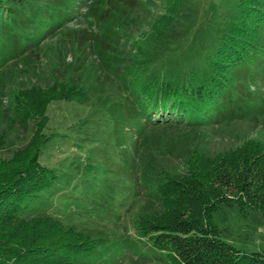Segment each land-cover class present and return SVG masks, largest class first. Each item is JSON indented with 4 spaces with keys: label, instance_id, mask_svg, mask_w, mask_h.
Wrapping results in <instances>:
<instances>
[{
    "label": "rangeland",
    "instance_id": "1",
    "mask_svg": "<svg viewBox=\"0 0 264 264\" xmlns=\"http://www.w3.org/2000/svg\"><path fill=\"white\" fill-rule=\"evenodd\" d=\"M239 1L29 0L10 16L0 14L3 159L34 131L32 122L19 126L14 94L57 83L87 93L84 103L48 106L44 133L52 137L39 160L56 180L23 212L91 235L96 248L77 264H170L137 235L139 217L160 211L156 179L184 175L193 150L215 155L249 140L264 143V25L257 50L231 73L229 92L207 126H154L136 102V89L148 80L186 85L206 70L230 20L239 17ZM213 222L238 250L264 251L258 212L221 208Z\"/></svg>",
    "mask_w": 264,
    "mask_h": 264
},
{
    "label": "trees",
    "instance_id": "2",
    "mask_svg": "<svg viewBox=\"0 0 264 264\" xmlns=\"http://www.w3.org/2000/svg\"><path fill=\"white\" fill-rule=\"evenodd\" d=\"M28 3L0 0V14L10 16ZM238 8L239 17L230 20L207 69L194 74L191 82L179 85L153 78L136 89L141 117L154 126H207L217 118L214 112L229 92L231 73L257 50L264 25V0H240ZM86 100L84 89L68 83L13 95L19 126L25 129L32 122L34 131L11 158L0 156V264H77L96 248L97 241L73 225L49 216H23L28 202L56 180L53 170L39 160L52 137L44 133L48 106ZM13 127L11 121L10 130ZM6 141L7 132L1 133L0 154ZM186 164L184 175L164 172L156 179L154 194L160 211L139 217L138 237L170 264H264V251L238 250L221 238L213 222L221 208L236 207L241 214L255 211L264 217V143L249 140L215 155L193 150Z\"/></svg>",
    "mask_w": 264,
    "mask_h": 264
}]
</instances>
